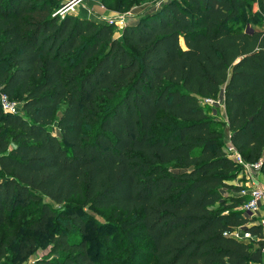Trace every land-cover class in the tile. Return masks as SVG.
Masks as SVG:
<instances>
[{
  "label": "trees",
  "instance_id": "1",
  "mask_svg": "<svg viewBox=\"0 0 264 264\" xmlns=\"http://www.w3.org/2000/svg\"><path fill=\"white\" fill-rule=\"evenodd\" d=\"M250 4L170 0L117 39L51 0H0V94L21 100L0 109V226L29 207L31 231L59 224L37 264H262L247 196L220 191L238 174L224 129L264 183V31L236 25ZM221 91L218 124L202 102ZM84 207L131 219L94 250ZM35 247L19 241L18 259Z\"/></svg>",
  "mask_w": 264,
  "mask_h": 264
},
{
  "label": "rangeland",
  "instance_id": "2",
  "mask_svg": "<svg viewBox=\"0 0 264 264\" xmlns=\"http://www.w3.org/2000/svg\"><path fill=\"white\" fill-rule=\"evenodd\" d=\"M55 4V13L59 16L65 14H71L74 16L85 17L86 19L94 20L97 22L107 23L109 19H116L117 17H123V25L134 24L138 21L147 12L157 9L160 7L158 3L160 0H51ZM250 7L247 8L246 16L242 22H237L236 25L244 29V27L256 29L258 31H264V0H250ZM67 5H70L68 8L63 9ZM251 17V19H250ZM118 25L114 24L113 27V37L121 39V32L124 28L120 20H117ZM121 24V25H120ZM109 25V24H108ZM182 45V43H181ZM221 93L218 94L219 103L210 104L202 102V105L205 106V112L208 117L214 119L220 123L226 122V110L223 104ZM217 99V100H218ZM11 103L16 105V110L20 111L21 100L18 98L10 99ZM60 111H57L54 115V120H56ZM51 129L53 133L56 132L55 125L52 124ZM225 134V135H224ZM225 145L224 149L227 152V146L229 142L226 140L228 132L226 129L223 131ZM230 139V135L228 136ZM238 174L231 180L226 182V187L222 188L220 191L222 195L225 193H230L232 195H237L239 190H250L251 183L247 180L246 173L244 168L237 166ZM256 181H259L264 185L262 176L257 177ZM76 204V201H71L69 205H63L60 208H67L68 206H73ZM57 207V209H60ZM34 207H29L22 209L15 214L13 219L5 225L0 226V250L4 252L2 258H0V264H37L38 261L45 256L49 255L50 251V239L51 234L55 231L56 227H59L58 223L50 222L51 225L47 232L35 233L29 229V223L33 219H36L37 214L34 210ZM258 216L252 221L256 224L261 222V218H264V206L260 207ZM83 212L86 216V226L89 230V236L91 238L90 245L95 250L97 248L100 238L109 234L113 235V230L115 225H120L123 221L131 219V217L124 218L122 213L114 214L113 209L110 210H95L89 207H84ZM244 216V213H243ZM245 217V216H244ZM248 219V218H247ZM249 221V220H248ZM73 234V232L71 233ZM33 239L35 242V250L31 252L26 258L19 260L18 259V243L23 242L27 243V240ZM124 240L121 239L118 243V247L121 248L124 245ZM95 244V245H94ZM127 251L129 245L127 243ZM97 245V246H96ZM101 246V242H100ZM26 245L24 246V248ZM121 252L114 259L120 261L124 255L128 253Z\"/></svg>",
  "mask_w": 264,
  "mask_h": 264
},
{
  "label": "built area",
  "instance_id": "3",
  "mask_svg": "<svg viewBox=\"0 0 264 264\" xmlns=\"http://www.w3.org/2000/svg\"><path fill=\"white\" fill-rule=\"evenodd\" d=\"M170 0H160L158 5L162 6ZM70 5H67L63 9L68 8ZM117 20H120L122 26L123 25V17H117L116 19H109L107 23L109 25H118ZM120 24V25H121ZM204 103L214 104L219 103V99H204ZM0 109L4 114L15 115L17 114L16 105L10 102V99L5 94H0ZM227 156L235 162L237 166H241L244 168L247 180L251 183L250 190H240L237 193L240 196H247V200L238 208L240 211H243L244 216L248 218L250 221L247 226L257 225L261 228L262 237H260L264 243V218H261V222L259 224L254 223L252 220L255 219L260 211V207L264 206V185L259 181H256L257 177L261 175V161H257L255 163H247L244 161L243 157L237 152V150L230 144L227 146ZM244 227H238L233 230L229 235L238 241L250 242L254 239H258L257 237L252 236L249 232L245 230ZM261 253L263 255L264 264V244L261 247Z\"/></svg>",
  "mask_w": 264,
  "mask_h": 264
},
{
  "label": "crops",
  "instance_id": "4",
  "mask_svg": "<svg viewBox=\"0 0 264 264\" xmlns=\"http://www.w3.org/2000/svg\"><path fill=\"white\" fill-rule=\"evenodd\" d=\"M221 95H222V98H220L222 101L224 100V93H223V91H221ZM226 131L228 132V135H227V141L229 142V140L230 139H228V136L230 135V132H229V130L228 129H226ZM227 143V142H226ZM222 194V193H221ZM226 194V193H225Z\"/></svg>",
  "mask_w": 264,
  "mask_h": 264
}]
</instances>
